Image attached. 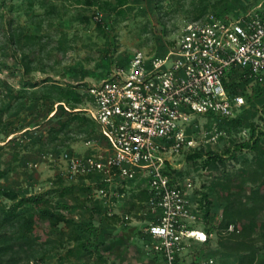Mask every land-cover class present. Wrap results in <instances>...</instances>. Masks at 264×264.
Listing matches in <instances>:
<instances>
[{
	"label": "rangeland",
	"instance_id": "rangeland-1",
	"mask_svg": "<svg viewBox=\"0 0 264 264\" xmlns=\"http://www.w3.org/2000/svg\"><path fill=\"white\" fill-rule=\"evenodd\" d=\"M217 1L0 0V209L16 222L19 217L10 212L9 207L21 196L41 195L45 206L66 217L56 226L49 225L46 220L36 222L34 231L26 233L31 244L10 264H31L36 260L38 264H134L145 251L151 258L150 264H154L153 258L157 254L147 237L132 234V229L115 237L123 223L141 229L144 220L151 217L145 203L140 206L136 202L134 191L137 192L139 187L138 180L132 188L135 190L126 189L123 196L109 197L110 201L94 197L97 179L86 178L78 182L80 178H68L60 155L65 150L79 155L98 152L104 146L98 127L92 125L91 128L87 124L78 130L74 123H69L64 129L58 128L72 112L89 116V87L111 75L120 67L118 63L135 50L152 52L159 48L158 37H173L193 13L204 10V14H222L226 11V15L235 17L256 7L264 10V0H226L213 6ZM17 33H21L20 38ZM26 34L40 37L33 44L38 52L33 55L35 59L28 72L23 66V54L28 48L24 43ZM32 82L37 83L38 89L43 83L71 88L79 101L71 107L73 98L71 104L55 101L51 105L47 99L24 97L25 91L33 89L27 86ZM252 92L253 98L248 104H254L257 110L252 108L247 120L261 122L258 115L262 113L264 94L255 96ZM50 108L53 110L48 112ZM197 121L199 130L193 135L198 146L223 152L225 147L233 144L234 136L239 140L238 133L221 127L223 135L212 141L209 137L213 127L207 130L208 119L199 117ZM53 128L58 131L57 135ZM235 155L236 158L229 157L226 161V169L221 166L220 170L233 172L242 166L252 168L249 162L252 151H236ZM175 162L192 181L195 190L201 191L203 184L214 180V171L189 163L184 154ZM125 182L115 180V187L120 188ZM86 183L88 189L82 187ZM3 191L16 196L3 195ZM91 191L93 194L89 195ZM212 196L211 210L218 219L221 202ZM252 205L263 206L259 202ZM31 208V203H27L17 212L26 219ZM108 209L113 213L108 214ZM257 214L259 219L264 218V208L261 207ZM7 230L13 234L21 232L16 224ZM33 234L40 239L36 240ZM251 237L259 255L264 256V239L259 234ZM88 241L91 244L102 242L104 255L101 257L94 250L87 252L82 243ZM216 242L217 236L213 235L209 245L204 247L194 242L192 249L204 255L213 254L222 264H235L236 255L221 251ZM6 262H9L8 257L3 256L0 264Z\"/></svg>",
	"mask_w": 264,
	"mask_h": 264
},
{
	"label": "built area",
	"instance_id": "built-area-1",
	"mask_svg": "<svg viewBox=\"0 0 264 264\" xmlns=\"http://www.w3.org/2000/svg\"><path fill=\"white\" fill-rule=\"evenodd\" d=\"M161 41L162 52L137 49L124 66L88 88L87 111L104 146L84 155L65 150L60 161L68 178L97 174L102 185L93 189L96 198L123 196L115 180L143 181L151 217L141 231L162 264H220L192 249L213 236L204 229L192 181L177 175L171 180L167 172L180 169L175 160L199 147L190 132L197 118L235 117L248 107L252 86L264 89V14L257 7L235 17L206 13ZM241 79H248L245 92L232 93V82ZM211 122L209 138L216 141L222 131ZM249 137V127L238 131L240 140ZM233 230L229 224L223 232Z\"/></svg>",
	"mask_w": 264,
	"mask_h": 264
},
{
	"label": "trees",
	"instance_id": "trees-1",
	"mask_svg": "<svg viewBox=\"0 0 264 264\" xmlns=\"http://www.w3.org/2000/svg\"><path fill=\"white\" fill-rule=\"evenodd\" d=\"M225 1L226 0H218L213 4V6L216 7L217 5H221ZM225 12L226 11H223L222 14H215L225 15ZM262 12L264 14V10H262ZM204 13V10H201L198 13H193L192 18L190 19L199 18L200 16H203ZM20 35L21 33H17L18 38H20ZM24 38V43L28 44V48L26 52L24 51L26 54H23V66L25 72H28L30 70V64L35 59V56L33 55L38 52L37 49L33 47V44L39 40L40 37L35 34H26L24 35ZM161 40L162 39L158 37L160 47L157 48V53L162 52ZM129 57L130 55L127 56L125 60L123 59L120 61L118 65L124 66ZM247 82L248 79H241L239 82L233 81L230 87L231 92L235 94L244 93L245 84ZM27 86L32 87L33 89L30 90V92L25 91V95L23 92L22 95H24V97L29 95L30 98L32 97L34 99L43 101L47 99L51 105L55 101L60 103L65 101L71 104L70 99L73 98L74 101H72L71 106L73 107V105L77 104L79 101L77 94L74 93L71 88L63 87L57 83H43L39 89L37 88L36 82H32V84ZM252 91L255 93V96L264 94V89L258 85L252 86ZM246 98L247 101H251V98L253 97L247 93ZM261 103L263 106L262 113L258 115L261 122H250L247 120L248 116L252 114V108H256L257 110V107H253L254 104H250L246 109L232 118L219 117L214 114H209L210 118H208V124L206 125L207 130H210L212 119H215L216 128L219 131H222V127L228 132H234V134L238 133L241 128L247 125L250 128V137L248 139L238 140L236 136H234L235 140L233 144L225 147L223 152H217L214 149L199 146L184 154V158L189 163L195 166L198 165L201 169L215 172L214 180L209 184H203L204 189L201 191L195 190L193 197L199 202V207L202 208V216L205 223L204 229L208 234L212 233L214 236H217L216 244L219 246L221 251L236 255L237 261L235 264H264V256L259 255L258 249L255 248L250 240V238H252L251 236L254 234H259L264 239V218L259 219L257 214L261 207L264 208V127H261V124L264 125V98H262ZM51 110H53V108H50L48 112ZM69 123H74L78 130L87 124H90V127L92 125H96V127H98L96 122L90 116L80 114L78 111L72 112L70 117H67L66 120H62L58 130L64 129ZM53 130L55 132L57 131L54 128ZM198 130V127L192 126L190 128V132L193 134ZM57 132L55 135H57ZM221 135H219V137H221ZM242 150H250L253 152V155L249 160L252 168L242 166L233 172L225 170L228 158H236L235 152ZM221 166L225 169L220 170ZM218 172L219 174H217ZM167 173L171 177V180L173 179V176L176 175L180 177L185 176V172L182 169H169ZM95 175L97 174L92 173L86 176H81L79 177L80 179H78V182L81 179H86V177H89V179L96 178V187L101 186L102 182L98 180V177H94ZM140 181L141 180L137 181L139 187L137 188V192L134 191V196L136 197V202L142 206L146 201H148L149 192L147 188L141 186ZM134 182L136 181H126L123 186L118 188V191L124 193L126 189L135 190L132 189L137 185H134ZM246 182L251 183V185L246 186ZM126 183H130L134 186L131 185L129 187ZM84 185L85 186L82 187L86 188L87 186V189L89 188L87 183ZM2 194L7 196L9 195L12 198H15L16 196L14 193H9L8 191H3ZM212 194L219 200V202H221L218 219H215L211 210L213 204ZM256 202L262 203L263 206L256 207L252 205V203ZM27 203H31L32 208L28 211L27 218L25 219V216L17 212V209ZM9 210L10 212H13V214H16L19 219L14 222L12 217L9 216L7 212L0 209V259H2L3 256H7L9 262H6V264L14 263L16 261L15 257L17 259L20 258L18 253L31 244V241L26 237V233L34 231V225L36 222L46 220L49 225L56 226L60 221L66 219L63 213L53 210L50 206H45L41 195L21 196L9 207ZM15 224L20 226L21 232L17 234L9 233L7 228H12ZM229 224L234 225V230L224 233L223 230H225ZM120 227L121 230L115 234V237L120 236L119 234H122L123 236L129 229H132V234H138L141 238L142 236H145L141 229H138L135 225L130 226L127 223H123ZM135 229H137V231H135ZM33 235L36 240L40 239L38 235ZM210 239L211 238L202 242L201 245L206 247L209 245ZM82 245L87 252L94 250L99 256L102 257V255H104V252L102 251V242H94L91 244L88 241L82 243ZM142 254L144 255L142 259L148 255L147 251L141 253L140 255ZM204 256L215 257L213 254H206ZM153 260L154 264H162V259L158 254L155 255ZM36 261L31 262V264H38Z\"/></svg>",
	"mask_w": 264,
	"mask_h": 264
},
{
	"label": "crops",
	"instance_id": "crops-1",
	"mask_svg": "<svg viewBox=\"0 0 264 264\" xmlns=\"http://www.w3.org/2000/svg\"><path fill=\"white\" fill-rule=\"evenodd\" d=\"M144 255H139L136 260H134V264H138L141 261H148L147 264H150L151 258L147 255L144 259H142Z\"/></svg>",
	"mask_w": 264,
	"mask_h": 264
}]
</instances>
